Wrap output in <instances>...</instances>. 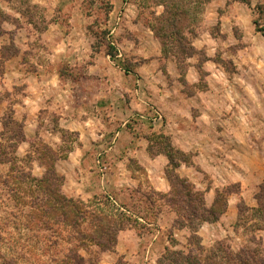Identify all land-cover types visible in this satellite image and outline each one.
<instances>
[{
	"label": "crops",
	"instance_id": "crops-1",
	"mask_svg": "<svg viewBox=\"0 0 264 264\" xmlns=\"http://www.w3.org/2000/svg\"><path fill=\"white\" fill-rule=\"evenodd\" d=\"M26 1L29 12L12 9L7 0L1 10L17 24L6 19L0 25V140L5 124L11 122L21 129L17 157L25 158L36 141L49 146L64 196L84 201L102 196L150 229L141 234L129 228L120 231L110 254L122 257L124 264H156L155 247L160 241L164 249L168 245L163 237L168 224L161 223L162 214L144 220L132 213V203H138L136 195L145 192L168 195L171 191L169 159L162 149L154 150L153 133L195 157L200 154L199 116L193 117L192 96L180 91L183 104L174 106L173 114L162 110L161 103L168 101L171 92L152 93V78L147 75L150 56L130 40H116L119 15L114 6L95 27L107 40L95 46L90 27L96 16L88 9L90 0ZM152 38L155 41L148 30L146 39ZM127 57L133 65L130 70L119 66ZM186 77L190 84L197 81L191 74ZM243 133L238 143L243 144L242 154L230 151L222 162L226 171L237 175V179H226V185L237 184L238 195L227 196L226 212L214 224L204 223L203 231L219 226L227 211L237 207V199L256 207L254 196L250 200L244 195L261 185L264 189V157L252 148L253 138ZM235 137V133H222V144H231ZM206 142L218 141L206 138ZM31 167L33 176H43L45 168L37 157L32 156ZM212 171L208 195H214L219 182L216 165ZM174 173L195 192L200 190L201 174L193 165L180 161Z\"/></svg>",
	"mask_w": 264,
	"mask_h": 264
},
{
	"label": "rangeland",
	"instance_id": "rangeland-1",
	"mask_svg": "<svg viewBox=\"0 0 264 264\" xmlns=\"http://www.w3.org/2000/svg\"><path fill=\"white\" fill-rule=\"evenodd\" d=\"M4 1L6 0H0V25L6 19L8 23L16 25L17 22L13 18H7L2 13ZM7 3L11 4L12 9H24L29 12L26 0H7ZM88 5V9L96 16L94 26L90 27L95 46L107 40L106 34L95 27L103 21L104 14L114 6L119 15L116 20L119 28L116 40H130L137 47H143L145 54L150 56L152 60L147 66V75L152 78V93L158 89L171 92L168 101L161 103L162 110L173 114V107L183 104L180 97V91H183L192 96L190 101L196 110L193 117L199 116L196 128L200 142L198 157L189 150H181L177 145L171 146L168 138L162 135L153 133L151 136L154 150L164 149L170 154L171 164L168 171L176 175L173 168L178 162L183 161L196 167L201 174L198 179L200 183L198 192L193 190L186 179L178 177L180 180L172 181L173 189L171 188L168 195L154 192L136 195L138 203H132V213L144 220H151L162 214L161 223L168 224L169 229L163 235L167 237L168 245L164 249L160 241L155 247L158 253L155 263L230 264L226 262L228 253L230 251L238 253L242 249L256 251L258 257H263L264 223L257 206L250 208L245 202L237 199V207L242 202L248 209L238 216L237 207L230 208L221 224L214 225L213 229L208 228V231H203L204 223L197 220L192 224L186 223L179 210L184 205L180 197L189 194L195 203L201 200L207 209L215 203L216 210L226 212V207L222 206L224 200L227 205V196L238 195L239 187L233 183L226 185V179H237V175L231 169H229L231 172L226 171L222 162L230 151L238 150L242 154L243 144L238 143L241 142L239 137L244 135L243 132L253 138L252 148L256 149L259 156L264 157V0H90ZM35 13L37 16L40 14L39 11ZM148 30L157 43L153 38L152 41L146 39ZM119 66L126 70L133 67L128 57L120 61ZM189 74L197 81L188 83L186 75ZM210 90L211 93L206 94ZM225 121L228 122L227 125H223L222 122ZM17 127L16 124H5L1 135L3 133V137H7L11 133H16ZM221 132H227L231 136L235 133V141L231 140V144L223 145ZM206 138L211 140L217 138L218 142L210 145ZM2 142L4 139L1 138L0 144ZM47 152L49 155L46 156ZM5 154L7 158L13 160L12 163L18 170L20 166L26 173L32 169V156L39 159L45 171L46 165L54 167L55 163L50 147L38 141L31 146V152L25 158L17 157L15 152L10 154L5 151ZM246 159L248 160V155ZM212 165L217 166L219 182L214 195H208L206 192L208 181H213ZM9 173L10 164H0V228L6 230L0 234V252L6 257L15 258L16 253L20 251L14 242L16 238L26 239L31 236L32 239H41L43 233L42 230L27 232L22 227L17 228L16 225H21L23 218L17 216L18 213L13 207H22L25 199L19 198L20 193L17 196L8 193L13 182L12 178H8ZM222 180H225V185H222ZM3 181H7L9 186L3 187L1 185ZM29 186L33 191L36 190V195L40 197L39 191H42L40 187L29 182L22 185L23 188ZM175 191L179 192L178 195ZM261 192L264 194L262 185L244 196L251 200L253 195L256 201ZM66 198L80 200L91 210L111 216L113 220L127 224L129 229H135L139 234L150 230L102 196L87 201L81 198ZM169 201L174 203V206L171 204L173 208L169 206ZM127 203L129 204L128 201ZM171 215L174 217L173 221H170ZM177 219L179 223H175ZM118 234L119 232L116 238ZM9 236L15 238L10 239ZM61 245L77 252L84 258L85 264H101L102 261L107 264L113 262L124 264L122 257L113 255L114 250L102 252L90 242L80 243L71 238L69 245L67 242ZM40 248L38 244L35 251H32L34 255L31 261L25 262L26 258L19 260L18 264H42L48 260L47 257L41 256ZM104 254L108 257L103 258ZM50 257L55 258L53 252Z\"/></svg>",
	"mask_w": 264,
	"mask_h": 264
},
{
	"label": "trees",
	"instance_id": "trees-1",
	"mask_svg": "<svg viewBox=\"0 0 264 264\" xmlns=\"http://www.w3.org/2000/svg\"><path fill=\"white\" fill-rule=\"evenodd\" d=\"M175 33L173 34L175 35ZM3 135L4 134L2 133L1 138L4 139V142L0 144V164H10L8 178H12L13 181L11 189H7L8 193L12 196H17V194L20 193L21 196L19 198L25 199L22 207H13V210L18 213L17 216L23 218L22 224H17L16 226L17 228L22 227L27 232L42 230L43 234L41 239H32L31 236L26 239L16 238L14 242L20 251L16 253L15 258L6 257L4 253L0 252V264H18L19 260H24L26 258L27 260H25V262L31 261V257L34 255L32 251H35L38 244L41 247L39 250L41 256L47 257L48 259L42 264L48 262H57V264H85L84 258L79 256L77 252L62 247L61 243L67 242V245H69L71 238L80 243L90 242L97 246L102 252H113L116 244V235L118 232L127 229V224H121L118 221L113 220V217L111 216L102 214L96 210H91L80 200L73 201L67 199L61 192L62 178L55 172L52 165L50 167H47L46 165V171L41 178H35L29 170L27 173L24 172L20 166L18 170V168L12 163L13 160L7 158L5 151L10 154L15 152L18 141L22 139L20 126L17 127L16 133H11L7 137H3ZM163 151L166 153L170 165V154L164 149ZM47 155H49V152L46 153V156ZM175 167L176 166H174L173 170ZM168 179L170 180L172 189V181L180 180L178 176L171 173L170 170L168 171ZM26 182H29L30 184L33 183L40 187L42 190L39 191L40 197L36 195V190L33 191L30 186L28 188L22 187ZM1 185L3 187L9 186L7 181L1 182ZM178 193V191H175L176 195H178ZM180 198L184 205L180 208V212H178L182 216V219L185 218L186 223L188 224H192L194 220H197L200 223H215L224 213L223 210H216L215 203L208 209L204 207L201 200L195 203L194 199H192L189 194H186V197L181 196ZM217 200L218 199L215 201L216 203ZM224 201L225 202H223L222 205L223 208L226 207V200ZM171 202L172 201H169L168 203L170 207L174 206V203ZM256 202L261 220L264 223V194L262 192L258 194ZM246 209L248 208L240 202L237 207L238 216H241V213ZM6 213L11 215L8 212ZM175 223H179L178 219ZM11 228H13V226ZM14 228L17 229L15 225ZM3 231L5 232L6 230L0 228V234ZM68 233H70L69 236ZM9 237L10 239L15 238L13 236ZM52 252L55 255V258L50 257ZM262 254L263 257H258L256 251H250L248 249H242L238 253L230 251L227 255L226 262L230 264H264V253L262 252Z\"/></svg>",
	"mask_w": 264,
	"mask_h": 264
}]
</instances>
